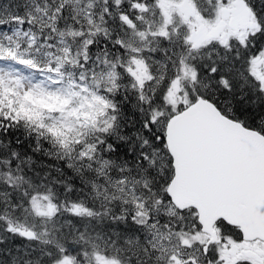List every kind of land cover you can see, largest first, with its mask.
Returning <instances> with one entry per match:
<instances>
[{
	"label": "snow or ice",
	"instance_id": "obj_1",
	"mask_svg": "<svg viewBox=\"0 0 264 264\" xmlns=\"http://www.w3.org/2000/svg\"><path fill=\"white\" fill-rule=\"evenodd\" d=\"M218 121L264 139V0H0V264H264L188 192Z\"/></svg>",
	"mask_w": 264,
	"mask_h": 264
},
{
	"label": "water",
	"instance_id": "obj_2",
	"mask_svg": "<svg viewBox=\"0 0 264 264\" xmlns=\"http://www.w3.org/2000/svg\"><path fill=\"white\" fill-rule=\"evenodd\" d=\"M188 192L200 194L209 215H227L250 231L264 228L253 209L264 203V139L224 122L207 123L186 134Z\"/></svg>",
	"mask_w": 264,
	"mask_h": 264
},
{
	"label": "rangeland",
	"instance_id": "obj_3",
	"mask_svg": "<svg viewBox=\"0 0 264 264\" xmlns=\"http://www.w3.org/2000/svg\"><path fill=\"white\" fill-rule=\"evenodd\" d=\"M258 251H259V250H258ZM254 255H255V254H251V253H250V254L248 255L247 258H248V259H252V258H254Z\"/></svg>",
	"mask_w": 264,
	"mask_h": 264
},
{
	"label": "flooded vegetation",
	"instance_id": "obj_4",
	"mask_svg": "<svg viewBox=\"0 0 264 264\" xmlns=\"http://www.w3.org/2000/svg\"><path fill=\"white\" fill-rule=\"evenodd\" d=\"M259 251H263V250H259Z\"/></svg>",
	"mask_w": 264,
	"mask_h": 264
}]
</instances>
